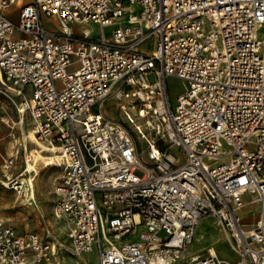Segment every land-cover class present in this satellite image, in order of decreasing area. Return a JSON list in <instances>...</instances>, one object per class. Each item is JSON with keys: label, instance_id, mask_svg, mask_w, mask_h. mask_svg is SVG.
Instances as JSON below:
<instances>
[{"label": "built area", "instance_id": "1", "mask_svg": "<svg viewBox=\"0 0 264 264\" xmlns=\"http://www.w3.org/2000/svg\"><path fill=\"white\" fill-rule=\"evenodd\" d=\"M263 26L264 0H0L1 122L13 142L2 185L36 202L35 145L59 157L53 211L73 255L264 264ZM174 77L185 88L173 98ZM111 98L130 127L104 114ZM251 205L248 224L238 210ZM204 217L234 259L216 246L188 252ZM54 237L0 218V264H60Z\"/></svg>", "mask_w": 264, "mask_h": 264}, {"label": "rangeland", "instance_id": "2", "mask_svg": "<svg viewBox=\"0 0 264 264\" xmlns=\"http://www.w3.org/2000/svg\"><path fill=\"white\" fill-rule=\"evenodd\" d=\"M29 0H23V3ZM18 16V10H17ZM44 21L49 27L57 28L58 23L54 19V17L46 18L44 17ZM97 35L99 28L96 25H90ZM80 25L72 23V29L78 30ZM260 35H264V26L260 29ZM107 34L109 35L110 29H106ZM143 48L146 50H153L155 48L154 42L151 40L146 45H143ZM168 86L170 89L171 96L174 98L176 95L181 93L185 86L182 80L178 78H170L168 80ZM4 97L0 93V163L2 157L9 153L12 150L13 142L7 137L5 130L3 129V124L1 122V116L4 112L3 105H5ZM10 111V110H9ZM14 114L15 110L12 108L11 110ZM104 114L111 118L114 121L121 122L127 127V120L122 116L119 111L118 103L113 98L109 99L104 106ZM132 133L135 135V131L132 130ZM29 136L31 139H34L35 136L32 130L29 132ZM41 147H46V144L40 143ZM139 150L144 147L143 142L138 141ZM143 144V145H142ZM36 148H40L34 145L33 155H35ZM146 151V150H145ZM47 156V155H46ZM52 157V156H49ZM143 157L147 158V153H143ZM49 159V158H48ZM42 162H38L36 167V178H35V193H36V202L31 205H23L21 203V198H18L14 193L10 192L2 185L0 181V217L4 220L11 223L18 233L24 234L28 232L43 234L42 227H49L54 235L55 242H59L58 251L59 253L56 255V260L60 262V264H80L82 261L83 264H99L98 260V251L96 248H93L90 251L84 252L82 255H73L67 248L68 245V235L65 233L63 229L61 221L55 216L53 208L56 200V196L54 193V187L56 182L58 181L59 176L61 175V168L53 164H45ZM36 159L34 158V163ZM33 163V164H34ZM2 178L1 170H0V179ZM257 205H251L246 208H242L238 210L242 215L244 221L246 223H252L256 220L259 214ZM205 218V224H201L199 235L194 237L193 242L187 247L189 253H194L196 251H201L209 248L210 245L220 247V255L227 259H234V254L228 247L226 236L222 229L218 227V224L215 222H211L208 218ZM209 222V223H208ZM214 224V225H212ZM212 227H209V226ZM204 228V229H203ZM63 230V231H62ZM203 230V232H202ZM196 239V240H195ZM200 243H199V242ZM196 242V243H195ZM197 246L201 248L197 249ZM193 251H191L193 248ZM222 250H226V255L222 253Z\"/></svg>", "mask_w": 264, "mask_h": 264}, {"label": "bare ground", "instance_id": "3", "mask_svg": "<svg viewBox=\"0 0 264 264\" xmlns=\"http://www.w3.org/2000/svg\"><path fill=\"white\" fill-rule=\"evenodd\" d=\"M92 36H97V35H95V32L93 31V29H92ZM44 144V143H43ZM45 148V147H44ZM34 158L36 159V162L33 164V163H29V165H28V167H29V169H35L36 170V167H37V164H38V162H42V161H39V160H42L43 159V162H45V164H53L54 163V161L56 162V160L55 159H58L59 157H57V156H52V157H49V156H46V155H44L43 153H42V151H41V148H36V150H35V155H34ZM49 158V159H48ZM211 222H215V224H218L217 223V221H216V219L214 218V217H209L208 218ZM205 224L206 222H205V218H203L200 222H199V224H198V226H197V228H196V236H198L199 235V232H200V227H201V224ZM209 223V222H208ZM212 225H214V224H212ZM209 226V225H208ZM209 227H212V226H209ZM218 227H220V225L218 224ZM204 229V228H203ZM202 232H203V230H202ZM222 232H223V236H224V234H225V232L223 231V229H222ZM225 236H226V234H225ZM196 240V239H195ZM199 242V241H198ZM196 243V242H195ZM200 243V242H199ZM193 248V247H192ZM199 248H201L200 246H197V249H199ZM194 249H196V248H193L191 251H193ZM188 250V249H187ZM221 251V250H220ZM222 253L224 254V255H226V250H222ZM80 264H83V262L82 261H80L79 262Z\"/></svg>", "mask_w": 264, "mask_h": 264}, {"label": "crops", "instance_id": "4", "mask_svg": "<svg viewBox=\"0 0 264 264\" xmlns=\"http://www.w3.org/2000/svg\"><path fill=\"white\" fill-rule=\"evenodd\" d=\"M28 2V1H27ZM22 3H23V0H22ZM17 9H18V7L17 6H14L13 7V10H12V13L10 14V16H11V18L14 20V21H18V16H17ZM33 147H34V145H32ZM13 147V146H12ZM12 151V150H11ZM11 151L9 152V153H7V154H10L11 153ZM7 154H5V155H7ZM2 161V160H1ZM35 188H36V186H35ZM11 192V191H10ZM13 193V192H12ZM36 194V193H35ZM21 203L23 204V205H31V204H24L23 202H22V200H21ZM1 218V217H0ZM3 219V218H2ZM8 222V221H7ZM11 224V223H10ZM12 225V224H11ZM44 227H42V229H43ZM63 231V230H62ZM210 246H212V245H210ZM216 247H218V246H216ZM208 249V248H207ZM207 249H204V250H201L200 252H202V251H206ZM218 249H219V251L221 250L220 249V247H218Z\"/></svg>", "mask_w": 264, "mask_h": 264}]
</instances>
